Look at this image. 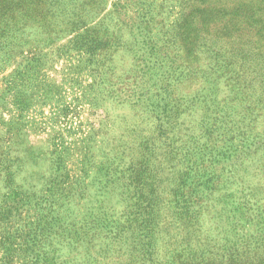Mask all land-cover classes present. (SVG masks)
I'll list each match as a JSON object with an SVG mask.
<instances>
[{
  "label": "rangeland",
  "instance_id": "obj_1",
  "mask_svg": "<svg viewBox=\"0 0 264 264\" xmlns=\"http://www.w3.org/2000/svg\"><path fill=\"white\" fill-rule=\"evenodd\" d=\"M44 1L0 37V257L264 264V0Z\"/></svg>",
  "mask_w": 264,
  "mask_h": 264
},
{
  "label": "trees",
  "instance_id": "obj_2",
  "mask_svg": "<svg viewBox=\"0 0 264 264\" xmlns=\"http://www.w3.org/2000/svg\"><path fill=\"white\" fill-rule=\"evenodd\" d=\"M44 3V0H0V37L6 36L8 38L11 35L10 32L16 30V27L21 24L23 18L37 16L39 11L45 9ZM253 10L251 6L247 7L240 4L234 7L233 11L230 12V19L228 21L231 30L237 29L238 24H241L244 19H251L254 16ZM255 10L260 13L261 28L264 29V7H258ZM20 202L22 200L18 199L17 196L11 199L8 205L4 206L6 214H10L12 211L18 212L19 208H21L19 206ZM43 231L40 224L33 228L31 233L32 238L29 241L34 246H36L38 237L43 235ZM26 250L30 252V255L24 256L23 264H49L44 254L35 252L34 248L32 249L31 247L26 248ZM4 254V257H0V264H12L14 255L9 252H5Z\"/></svg>",
  "mask_w": 264,
  "mask_h": 264
}]
</instances>
